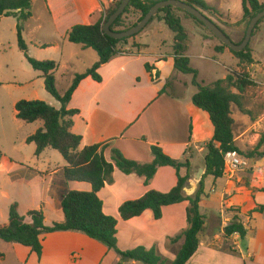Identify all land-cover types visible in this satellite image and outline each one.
<instances>
[{
  "label": "crops",
  "instance_id": "0c3cea01",
  "mask_svg": "<svg viewBox=\"0 0 264 264\" xmlns=\"http://www.w3.org/2000/svg\"><path fill=\"white\" fill-rule=\"evenodd\" d=\"M116 1L118 0H32L31 17L21 23L22 39L26 44L29 57L36 61L55 62L54 76L57 84L70 78L68 87L73 76L82 74L92 67L98 61V56L91 49H83L69 43L66 40L67 32L75 25H88L91 15L108 10ZM201 1L214 8L222 21L230 18L234 22H240L242 19L241 0L234 18L231 15L230 0ZM258 1L264 3V0ZM37 4L43 6L41 13L33 11V6ZM202 13L213 19L219 18L207 12ZM13 19L15 20L14 29H9L8 34L6 33V47L10 51L14 48L20 55L13 58L14 55H8L6 50L4 62L7 84L13 87L27 85L30 87V95L43 100L37 98L38 90L37 87L35 88L36 83L41 86L42 74L32 69L18 49L16 34L18 21L16 18ZM155 21L161 22L152 21L134 39L136 44L142 46L139 52L132 49L130 42L123 47L124 51L130 52L129 54L117 56L97 70L101 82H94L87 77L79 83L67 106L68 109L78 110V114L72 118L73 125L70 131L81 137L79 149L95 144H109L104 152L106 160H109L110 150L116 149L127 160L149 164L153 161L151 147L156 146L173 160L180 162L187 160L190 166V177L194 180L195 174L200 169L204 173L206 144L211 139L204 138V134L200 131L201 117L197 111L199 109L192 104V97L196 93L190 98L185 96L184 91L187 86L183 77L185 75L173 69L172 55L149 54L143 51L148 44L140 40L141 38L148 40L147 38L151 37L154 30L151 28ZM241 27L237 29V32H241ZM197 30L200 31L201 46L210 47L212 50L209 60H213L218 54L224 55L226 49L216 53L215 48L219 45L213 43L202 29ZM185 31L188 36L186 29ZM3 39V35H0V50L5 45ZM263 40L264 31L261 36L256 37L255 42ZM253 53L252 50V56ZM185 56L189 58L191 64L189 36ZM145 65H149L151 72L146 71ZM17 102L18 100H14L13 106ZM36 123H40V128L42 127L39 121L32 124ZM30 135L32 134L25 136L24 143ZM47 149L39 156H34L41 158ZM65 165L57 169L60 170ZM36 170L34 175L43 173L38 168ZM55 171L49 170L46 174L53 175ZM186 173V168H181L179 171L180 176H185ZM112 178L113 183L106 184L97 195L102 201L103 213L117 220V249L124 252L137 247L147 250L155 248L158 255L168 264L171 263L183 241L170 245L168 239L174 238L186 229L188 203L181 202L163 207L162 217L158 220L154 219L150 210H146L138 217L123 221L118 215V208L126 201L139 199L149 190L169 192L177 182L175 170L169 166L158 168L147 186L144 185L143 178L135 174L124 175L117 169L114 170ZM36 180L37 178H32V181ZM217 180L210 176L205 178L204 198L200 206L208 196L209 184L212 185L210 189L215 190ZM68 184L65 192L90 191V186L86 183L70 182ZM231 194L232 192L221 195L223 210L227 214L224 220L212 216L209 229L205 218L203 230L198 236V249L187 264H264V212L252 213L251 218L241 222L246 229L244 239H240L238 235L225 237L223 234V228L234 218H231V213L227 212L228 208L224 205V197H230ZM47 200L48 197L43 195V190L39 197L33 194L31 208L41 205L45 210L50 211ZM230 203H236V201L230 200ZM259 205L264 204L256 205L253 202L247 208L243 207L242 211L247 210L249 213ZM17 211L22 216L26 213L19 211L18 207ZM44 215L46 225L45 211ZM62 220L61 215L51 220V224ZM214 227H217L218 231L213 230ZM40 242L42 251L39 257L29 248L8 243L12 246L15 264H143L122 261L114 251L77 232L43 234L40 236ZM3 261L4 257L0 253V263L2 264Z\"/></svg>",
  "mask_w": 264,
  "mask_h": 264
},
{
  "label": "trees",
  "instance_id": "16d2710c",
  "mask_svg": "<svg viewBox=\"0 0 264 264\" xmlns=\"http://www.w3.org/2000/svg\"><path fill=\"white\" fill-rule=\"evenodd\" d=\"M120 1H116L106 11L91 15L88 25H75L67 32L66 40L69 43L78 45L83 49L93 50L98 56V61L84 73L75 74L69 86L61 89L54 76L56 63L53 61H36L30 58L26 44L22 39L23 27L21 23L31 17L32 0H0V17H13L18 21L16 26L18 49L23 53L32 69L42 74L44 90L60 104L58 110L38 100H20L15 104L14 110L17 120L25 124L38 121L42 123L40 129L26 138V143L34 144L35 156H39L47 148L57 151L66 163L61 169L62 179L66 183L78 182L90 186V191L69 190L62 194L60 209L63 220L53 222L50 226L44 224L45 215L41 205L27 210L25 215L22 216L17 211V205L12 204L9 208L8 220L5 223H0V240L29 248L39 257L42 251L41 235L57 232H77L102 244L108 250L114 251L122 261H135L143 264H168L166 260L157 254L155 248L147 250L143 247H137L124 252L119 251L116 246L117 220L103 213L102 201L97 194L106 184L113 183L112 175L115 169L124 175L135 174L143 178V183L147 186L158 168L169 166L175 170L177 178L176 185L169 192L161 193L149 190L137 200L122 203L118 208V215L121 220L128 221L140 216L144 211L150 210L154 219L158 220L162 217L163 207L187 202L186 229L174 238L168 239L170 245L180 240L183 241L174 260L169 264H187L198 249V236L205 224V217L199 212V206L204 198V180L208 176L214 180L223 177L222 153L236 151L240 154L234 143L232 133L231 106L235 105L241 108V94L247 88L253 87L255 83L247 73L230 72L224 80L215 81L209 86L199 84L196 81L198 73L191 66L189 58L185 56L188 36L181 17L175 11L182 12L199 25H203L183 10L166 7L161 9L148 25L154 20L161 21L173 33V69L180 74L193 77L192 85L197 88V92L192 97V104L208 115L213 129L212 138L206 144L207 154L204 159V173L197 183L194 193L186 195L183 191L186 185L192 181L189 173V162L187 160L184 162L173 160L163 154L161 149L156 146L151 147L153 161L149 164H139L127 160L116 149L110 150L109 160H106L104 152L109 146L107 143L79 149L81 137L72 134L70 131L73 125L72 118L78 114V110L67 108L73 92L79 83L87 77H90L94 82H101L97 70L113 58L129 54L130 52L124 51L123 47L130 42L132 49L137 52L142 49L141 45L134 42V39L140 33L122 40L111 39L103 33L105 22L117 9ZM161 1L166 0H130L123 14L113 23L110 29L114 32L128 30L135 26L154 4ZM181 1L201 12L218 16V12L214 8L209 7L201 0ZM241 8L242 19L240 22H246L247 28L249 20L264 9V3H259L258 0H241ZM132 12L139 13L140 16L135 23L127 25L124 22V16ZM263 21L264 19L256 25L252 37ZM225 49L228 48L221 44L215 48V52L220 53ZM230 53L241 64L252 65L254 62L249 44L239 53L231 51ZM145 69L147 72H151L149 65H145ZM253 155V153H249L247 158H252ZM258 156L263 157L264 153H260ZM181 168L187 169L185 176H180L179 171ZM263 212L264 205H259L249 211L251 214H261ZM223 234L225 237L238 235L240 239H244L246 229L241 221L235 217L223 228Z\"/></svg>",
  "mask_w": 264,
  "mask_h": 264
},
{
  "label": "rangeland",
  "instance_id": "374dc122",
  "mask_svg": "<svg viewBox=\"0 0 264 264\" xmlns=\"http://www.w3.org/2000/svg\"><path fill=\"white\" fill-rule=\"evenodd\" d=\"M230 5L232 7L231 15L234 18L236 8L238 5L240 6V0H230ZM42 10L43 6L41 5L33 6L35 13H41ZM175 13L181 17L183 26L188 32L191 66L198 73L196 81L199 84L209 86L215 81L224 80L230 72L247 73L255 83L253 87L247 88L241 94V108L235 105L231 106L234 143L240 154L246 158L249 153L254 154L252 158H249V168L236 173L232 178L224 176L218 179L215 183V190L210 189L212 186L210 183L208 196L200 206V213L206 218L210 229L209 223L212 216L222 220L227 217L223 210L221 195L232 192L230 197H224V205L228 208L227 212L231 213V218L236 217L242 222L252 217L247 210L242 211L243 207L247 208L253 202L256 205L264 204V156H258V154L264 153V40L255 42L256 37L263 34L264 21L258 26L249 42V47L254 51L252 56L254 62L252 65H246L239 63L228 49H226L227 51L224 55L218 54L213 60H209L212 50L210 47L201 46L200 31L197 29H202L216 45H221V43L205 27L191 20L184 13L178 11H175ZM139 16V13L132 12L124 16V22L127 25L133 24L138 20ZM218 17L213 19L208 16L212 22L224 31L232 42L236 44L241 42L244 37L246 22H234L230 18L222 21L220 19L221 16ZM14 23L15 20L13 18H0V35H3V42L5 43L4 48L0 50V223H5L8 220L9 208L12 204H16L19 211L24 213L32 207V195L39 197L40 192L43 190V195L48 197L47 202L50 211L45 210L44 206L42 208L46 214V225H50L51 220L62 215L60 199L69 184L62 179L61 169H57L65 165L64 160L57 151L47 149L41 158H36L34 156L35 146L23 141L25 136L33 134L40 128V123L24 124L15 118L12 104L14 100L33 101L38 99H36V96L29 94L30 87L27 85L13 87L8 85V81H6V63L4 62L6 50L8 55H14L13 58L20 55L14 48L10 51L6 47V33L9 29H14ZM240 26H242V30L237 32ZM151 29H154L151 37L147 38L148 40L143 38L140 40L148 44V47L143 51L149 54L172 55L173 33L163 22H153ZM183 77L187 82L184 91L185 96L190 98L197 92V88L192 85L193 77L191 75ZM41 81V86H38V83L35 86L38 90L37 98L43 99L38 101L46 104L49 102V106L58 110L60 104L44 90V82L43 80ZM69 81L70 78L63 80V82L60 81L58 84L59 88L67 87ZM197 111L201 117L199 120L200 131L204 134V138L211 139L212 127L210 126L208 115L201 110ZM37 168L43 173L34 175ZM49 170L56 171L53 175H48L46 172H49ZM33 177L37 178V180L32 181ZM194 184L197 187V184ZM230 200L232 202L236 201V203H230ZM216 228L214 227L213 230L218 231ZM11 247V244L0 240V253L4 257L2 264H15Z\"/></svg>",
  "mask_w": 264,
  "mask_h": 264
},
{
  "label": "water",
  "instance_id": "95a60500",
  "mask_svg": "<svg viewBox=\"0 0 264 264\" xmlns=\"http://www.w3.org/2000/svg\"><path fill=\"white\" fill-rule=\"evenodd\" d=\"M130 0H121L117 9L109 16L103 26V33L111 39L122 40L128 39L141 33L148 23L155 17L161 9L166 7H172L175 9L183 10L188 13L191 17L200 22L222 45L227 47L233 53H239L243 51L249 44L252 37V33L256 25L264 19V9L254 15L247 25L244 37L238 44L231 41V39L208 17H206L197 8L181 1V0H166L154 4L149 11L143 16V18L133 27L122 32H114L110 29L113 23L123 14L124 10L128 6ZM203 170L200 169L194 176V180L189 182L183 189L186 195H192L195 191V184L201 180Z\"/></svg>",
  "mask_w": 264,
  "mask_h": 264
},
{
  "label": "built area",
  "instance_id": "2783aa9c",
  "mask_svg": "<svg viewBox=\"0 0 264 264\" xmlns=\"http://www.w3.org/2000/svg\"><path fill=\"white\" fill-rule=\"evenodd\" d=\"M222 159L223 176L228 178H232L236 173L249 168V159L241 156L236 151H226L222 153Z\"/></svg>",
  "mask_w": 264,
  "mask_h": 264
}]
</instances>
